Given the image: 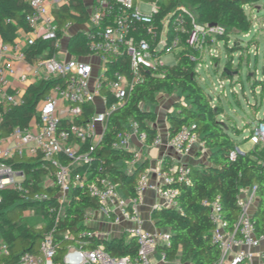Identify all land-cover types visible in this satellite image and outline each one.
Here are the masks:
<instances>
[{
	"label": "built area",
	"instance_id": "2783aa9c",
	"mask_svg": "<svg viewBox=\"0 0 264 264\" xmlns=\"http://www.w3.org/2000/svg\"><path fill=\"white\" fill-rule=\"evenodd\" d=\"M26 1L31 8L25 17L30 31L25 33L20 30L18 37L11 43H5L0 38V191L12 189L20 192L23 200H44L46 195L43 193L28 195V190L22 185L24 173L9 162L14 158H35L41 155L44 161L56 167L54 180L46 179L44 184H54L58 188L59 209H51L57 221L62 207L68 203L73 186L83 184L80 174L73 173V168L88 161L90 152L101 138L106 116L120 105L134 85L143 80L142 70L161 74L165 65L161 60L162 55L177 53L179 60L180 53L187 51L190 60L196 63L195 71L198 76L202 57V50L197 49L198 44H203L206 39L213 41L216 34L224 32V28L217 24L211 26L198 22L194 11L183 5L158 18L159 8L155 1L147 3L149 11H142L135 0H92L86 5L88 17L84 23L67 20L59 24L54 11L67 5L70 0ZM76 32L82 33L87 40V56L74 57L68 52V40ZM37 40L54 42L55 50L51 55L43 51L29 60L27 49ZM209 54L220 57L213 48L209 49ZM123 55L128 56L129 75L117 69L109 70L108 64ZM90 58L95 61H88ZM221 73L218 74L217 84L224 94L225 81L231 83L233 80L221 78ZM55 78L58 79L57 82L37 103L36 115L27 127L14 126L9 131L2 129L3 113L7 106L23 104L24 94L30 85ZM105 89L115 99L111 105H107V97L103 92ZM87 103L95 105V114L87 123L79 125L75 119L81 115L82 106ZM99 105L102 110H97ZM131 135H135L143 146L147 145L145 133L138 131L135 122H130L126 130L118 133L114 146L128 149ZM248 138L253 145L264 142V124L256 126ZM160 141V137L156 135L151 145H158ZM198 141L196 133L188 127H182L177 134L168 138V145L180 156L188 154ZM236 150H240L239 146ZM131 151L133 156L128 162L130 170L140 162L139 152ZM61 156L68 157L70 162L63 164ZM234 156L235 151H232L230 158L234 159ZM189 166L185 162H176L168 164L166 170L159 171L162 184L154 188L161 203L155 208L179 206L177 196L180 190L174 184L190 183L187 176ZM147 187V175L144 171L137 181V197L131 199L124 198L116 185L107 178L89 188L90 194L97 198V210L109 221L129 223L125 230L138 243L135 256L113 257L101 246L88 249L70 246L63 255V263L154 264L152 256L157 246L168 245L170 233L164 229L149 231L144 227L139 202ZM252 191L254 194V190ZM1 200L0 195V203ZM250 202L251 199L239 200L241 213L237 223L240 232L238 238L225 231V222L219 213L217 202L211 204L210 219L215 225L213 242L218 244L221 251L220 260L216 264L247 263L253 257L250 249L257 248L264 239V233H256L248 211ZM90 218L91 212L85 216V221ZM55 230L54 226L43 233L38 254L23 252L15 264H53L56 254ZM231 244L248 247V250L239 249L227 261ZM7 253L8 245L0 237V258ZM160 256L165 259L163 252ZM263 256L262 253L261 257Z\"/></svg>",
	"mask_w": 264,
	"mask_h": 264
},
{
	"label": "trees",
	"instance_id": "16d2710c",
	"mask_svg": "<svg viewBox=\"0 0 264 264\" xmlns=\"http://www.w3.org/2000/svg\"><path fill=\"white\" fill-rule=\"evenodd\" d=\"M136 1V0H135ZM155 1L159 8L158 18L173 12L181 5L179 0ZM190 9L196 14L200 23H216L224 28L223 33L215 35V39L223 41L230 53L242 50L238 40L228 46L230 35H240L249 30L252 24L245 7H253L260 0H186ZM31 8L26 0H0V38L5 43L13 42L19 31L27 33L30 27L26 15ZM59 24L67 20L84 23L88 17L84 0H70L54 11ZM85 36L73 33L67 43L71 56L84 57L89 54ZM251 44L254 41L250 42ZM55 50L54 42L37 40L27 49L28 59L47 51L51 55ZM187 51H182L175 65H164L161 74L148 73L142 70L143 80L128 92L127 96L106 116L104 129L98 143L90 152L87 162L73 168V173H79L83 180L82 186L74 185L68 198V203L62 215L56 221L51 211L59 209L58 188L56 185H45L44 181L54 180L56 167L43 160L41 155L35 158H14L9 161L12 166L24 173L22 185L28 190V195L43 193L42 201L23 200L20 192L5 189L0 191V237L8 245V253L0 258V264H15L23 252L38 254L39 243L45 231L54 226V243L56 254L53 264H64L62 259L68 247L83 249L103 247L113 257L135 256L138 243L135 238L127 240L124 237L105 238L95 233V229L87 225L85 216L98 209L97 198L90 194L92 184H99L107 178L116 185L126 199L137 197L136 185L141 174L148 166L147 160H141L128 171L125 164L133 156V152L124 147H116L117 135L126 130L130 122L137 124L139 132L146 135L147 145H151L157 135L156 113L148 104L157 103V95L165 92L172 94L179 91L184 100H176L174 112L167 114L169 138L177 134L182 127H188L196 133L207 152V162L200 167L189 166L187 176L190 183L174 184L180 190L177 196L178 207H160L152 212L155 225L169 231L170 243L159 244L157 250L165 254L166 260L179 257L182 263L216 264L220 260L221 251L213 242L215 225L210 219L211 204L217 202L219 213L225 222V231L235 238L240 237L237 226L241 207L240 194L245 189L254 190L257 199L256 207L251 213L257 234L264 233V143L254 144L248 151L236 150L242 143L249 141L254 129L250 127L247 137L241 143L236 134L220 120L221 109L215 107L211 97L200 85L195 71L196 63L191 61ZM243 53L238 58L242 60ZM230 59L226 68L230 69ZM109 70H119L129 75L128 56L111 61ZM221 78L233 80L234 76L222 71ZM58 79L41 80L30 85L24 94V103L7 106L3 113L2 129L9 131L14 126L27 127L36 115V105L44 98L49 88ZM261 84V89H263ZM107 105L115 102L114 97L105 89ZM93 103L82 106V113L76 117L79 125L87 123L95 114ZM264 124V118L260 121ZM62 125H65L64 123ZM235 151L234 159L230 153ZM63 164L70 159L61 156ZM168 164L162 163L161 170H166ZM20 209L34 210L42 218L41 225H33L19 218L15 213ZM240 264H246L241 262Z\"/></svg>",
	"mask_w": 264,
	"mask_h": 264
},
{
	"label": "rangeland",
	"instance_id": "374dc122",
	"mask_svg": "<svg viewBox=\"0 0 264 264\" xmlns=\"http://www.w3.org/2000/svg\"><path fill=\"white\" fill-rule=\"evenodd\" d=\"M179 1L185 7L190 6L186 0ZM136 2L142 11H149L147 3L150 0H136ZM245 10L252 20L251 27L247 32L240 35H230L228 41V46H230L235 40H238L243 47L242 50L235 51L232 54L227 50L223 41L217 43L216 39L211 42L210 39H206V42L198 44L197 48L198 51L202 50L201 66L198 68V82L212 98L213 105L220 107V120L236 134L237 140L241 143L247 137V130L250 127L255 128L258 126L261 119L264 118V84L263 89H261V84L264 83V0H260L253 7L246 6ZM251 41H254V43L251 44ZM210 48H213L220 57L211 56L209 54ZM241 53H243L242 60H239L238 56ZM176 54H164L161 60L165 65H175L178 61ZM231 58L233 62L230 69L235 71L236 74L231 83L225 81V93L222 94L223 92L217 84L218 74L226 68ZM88 61L94 62L95 59L90 58ZM215 86L217 89H215ZM232 86H234L233 90ZM168 95L184 100L182 94L175 91L172 94L159 93L157 102L163 97H169ZM148 106L153 105L148 104ZM97 110H102V106H97ZM240 146L246 148L253 146V144L248 141L245 145L242 143ZM64 209L63 206L60 212L61 215ZM13 215L36 226L41 225L43 222L40 214L32 209L25 210L24 213L20 209H16Z\"/></svg>",
	"mask_w": 264,
	"mask_h": 264
},
{
	"label": "crops",
	"instance_id": "0c3cea01",
	"mask_svg": "<svg viewBox=\"0 0 264 264\" xmlns=\"http://www.w3.org/2000/svg\"><path fill=\"white\" fill-rule=\"evenodd\" d=\"M91 1L92 0H84L86 5L90 4ZM232 89H234V87H232ZM176 100L182 99H176L171 96L163 97L155 105L151 106V109L156 113L157 117L154 126L157 129V135L161 139L158 145L143 146L135 135H131L129 137L128 149L139 152V161L147 160L148 162V166L145 170L148 187L142 193L141 200L139 202V212L143 218L144 227L149 231L160 229L155 225V222L152 219V212L155 207L161 203V198L154 187H158L162 184V180L158 174L161 170L162 163L166 162L170 165L176 162H185L190 166L200 167L202 164L207 162L208 151L202 145L200 140L192 147L188 154L180 156L177 155L174 152V149L168 145L169 135L167 114L174 112L173 105ZM242 136L244 137L245 135ZM251 147L252 146L244 148V146H240L239 149L246 152ZM125 167L128 171H130L131 165L129 163H126ZM240 198L245 201L251 199L248 211L252 213L257 203V199L253 194V191L251 189L243 190L240 194ZM86 223L95 229L96 234L105 238L124 237L125 240L130 238L125 230L129 225L128 222L122 221L120 223H112L100 210L96 209L92 211L91 218ZM239 249L248 250V247H237L234 244H231L226 260L228 261L231 257H233ZM250 251L253 253V257L250 261H247L246 264H264V256L261 257V254H264V239L261 240L260 245L257 248H252ZM160 254L161 251L159 250H156L153 254L152 259L154 264H188L186 262L182 263L179 257L173 260L162 259ZM224 264H226V262Z\"/></svg>",
	"mask_w": 264,
	"mask_h": 264
},
{
	"label": "water",
	"instance_id": "95a60500",
	"mask_svg": "<svg viewBox=\"0 0 264 264\" xmlns=\"http://www.w3.org/2000/svg\"><path fill=\"white\" fill-rule=\"evenodd\" d=\"M258 9H259V6H258ZM210 25L211 26H215L216 25V23H210ZM223 71H225L228 75H230V76H234L235 74H236V72L235 71H231V70H229V69H227V68H225ZM130 238H134V237H130ZM216 244V243H215Z\"/></svg>",
	"mask_w": 264,
	"mask_h": 264
}]
</instances>
